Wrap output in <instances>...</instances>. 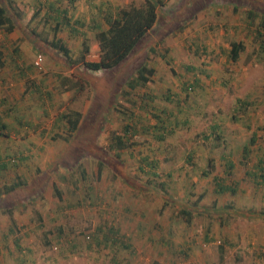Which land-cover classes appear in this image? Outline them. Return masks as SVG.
<instances>
[{"label":"rangeland","instance_id":"rangeland-1","mask_svg":"<svg viewBox=\"0 0 264 264\" xmlns=\"http://www.w3.org/2000/svg\"><path fill=\"white\" fill-rule=\"evenodd\" d=\"M144 1L0 0L15 23L0 29V264H264V0H160L108 71L49 43L96 59L107 13ZM142 63L154 73L130 88Z\"/></svg>","mask_w":264,"mask_h":264},{"label":"trees","instance_id":"trees-1","mask_svg":"<svg viewBox=\"0 0 264 264\" xmlns=\"http://www.w3.org/2000/svg\"><path fill=\"white\" fill-rule=\"evenodd\" d=\"M157 3H161V1L145 0L139 5H129L127 7L121 6L118 7L113 13L108 12L107 16H105L107 25L104 28H100L98 26L97 30L94 33L98 46V55L96 59L85 58L84 54L88 49L85 40H83L82 42L84 51H82L77 58H71L68 48L61 41L59 36L53 35L52 38L49 40V43L52 46L58 48L60 51H62L66 58L72 63L79 61L87 70L108 71L123 62L125 58L137 46V44L144 40L148 31L152 29L158 16ZM9 8L8 6L0 4V29L4 30L5 32H11L15 27L14 19L11 17ZM32 10V15L35 16V14L38 13V10L35 9L34 6ZM64 14H66V10H64ZM64 16L65 15L60 17L63 21H66V16ZM32 17L33 16L26 18L24 22H30L29 20L32 19ZM257 32L259 31L257 30ZM242 47L243 44L239 40L231 41L229 47V54L231 59L234 60L237 58L239 51L242 49ZM151 50L153 49L151 48L150 51ZM135 72V75L131 77L128 83L130 88H133L135 83L140 85H144L145 83H147L150 80V77L153 75L154 69L153 67L142 63L136 68ZM187 87L190 88L192 87V85H187ZM62 116L66 120L69 135L78 128L81 112L79 110H71L64 113ZM153 116H157V122H155V126L157 128H162L163 126L159 125L161 122L159 115H155L153 113ZM115 138L116 144L118 146H125L126 144H128V140L124 139L123 137L115 136ZM227 165H233L230 159L227 160ZM259 166L261 169L260 176L264 178V166L262 164H259ZM16 186L17 183H13L8 187V189H6V191L13 190ZM217 186L219 192H224V190L228 188L226 185L222 186L220 184H217ZM54 190L56 194L60 197L61 193L56 185H54ZM185 213L188 214L187 211H185ZM116 234H119L117 229H108L103 234V240L105 242L110 241L111 243H114V239H118Z\"/></svg>","mask_w":264,"mask_h":264},{"label":"crops","instance_id":"crops-1","mask_svg":"<svg viewBox=\"0 0 264 264\" xmlns=\"http://www.w3.org/2000/svg\"><path fill=\"white\" fill-rule=\"evenodd\" d=\"M123 211L124 212H126L127 210H125V209H123ZM163 210L161 209V208H159V212H162ZM2 212V211H1ZM126 213H129V214H131L130 212H126ZM122 214H124V213H122ZM126 219H130V217H126ZM132 219V218H131ZM116 220H118V219H116ZM118 223V222H117ZM118 225V227H117V231L119 232V231H121L120 230V224H117ZM138 226V225H137ZM141 226V225H140ZM140 229H142V226H141V228ZM139 232V231H138ZM136 237H142V238H144L145 237V234L143 233V230L142 231H140L138 234L136 233V231H134L133 233H131L130 234V237H129V241L131 242V241H133ZM148 238V237H147Z\"/></svg>","mask_w":264,"mask_h":264},{"label":"built area","instance_id":"built-area-1","mask_svg":"<svg viewBox=\"0 0 264 264\" xmlns=\"http://www.w3.org/2000/svg\"><path fill=\"white\" fill-rule=\"evenodd\" d=\"M41 60V55L37 54L36 58L34 59V64L39 65V62ZM86 237H89V234H85Z\"/></svg>","mask_w":264,"mask_h":264}]
</instances>
